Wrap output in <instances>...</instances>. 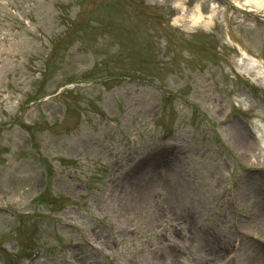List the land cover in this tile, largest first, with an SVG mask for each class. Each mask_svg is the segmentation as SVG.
<instances>
[{
	"label": "rangeland",
	"instance_id": "374dc122",
	"mask_svg": "<svg viewBox=\"0 0 264 264\" xmlns=\"http://www.w3.org/2000/svg\"><path fill=\"white\" fill-rule=\"evenodd\" d=\"M245 2L0 0V264L259 263L264 86L238 60L264 64V10Z\"/></svg>",
	"mask_w": 264,
	"mask_h": 264
},
{
	"label": "bare ground",
	"instance_id": "6f19581e",
	"mask_svg": "<svg viewBox=\"0 0 264 264\" xmlns=\"http://www.w3.org/2000/svg\"><path fill=\"white\" fill-rule=\"evenodd\" d=\"M243 5H250V6H253V7L259 9L260 7L264 6V0H246V2L243 3ZM214 8L211 9L212 10L211 12H213L215 10ZM202 19H203L202 15L197 12V14L193 15L191 22L194 25H197L198 23H200L202 21ZM239 62L242 66L243 65L245 66L244 69L247 68V71L245 72L246 76L254 78L261 83H264V65L261 62L257 61V59H254L253 57L247 55L245 52L241 53L240 58H239ZM234 131H235V137H236L234 142L236 143L237 148L239 147V149H242V151L243 150L246 151V148H249V145H250L248 138L245 137L241 133L239 128L236 126V124L234 125ZM161 187L164 189L169 188L168 190L171 193L170 200H175L176 197H174L173 192L170 189V187L168 186L167 182L162 181ZM174 206H172V207H174ZM174 210H176L177 212L178 211L180 212V213L179 212L178 213L180 214L181 217L178 219L184 220L188 224L189 227L192 226V223L190 221V218L192 217V215L188 211L183 212L182 210H179L178 208H175ZM256 218H258V221H260L263 225H259L255 220L252 219L253 222L256 223L255 227H257L258 229L260 228L262 230V232H264V206H262V204H259V210L256 213ZM242 223L243 222H241V224ZM241 228L245 229V225H242ZM263 243H264V240H263ZM219 251H228L229 252V249L227 246H225L222 248L220 247ZM258 264H264V256L262 257V259L259 258Z\"/></svg>",
	"mask_w": 264,
	"mask_h": 264
}]
</instances>
